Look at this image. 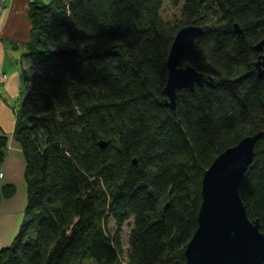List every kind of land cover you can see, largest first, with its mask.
Listing matches in <instances>:
<instances>
[{"label": "trees", "instance_id": "trees-1", "mask_svg": "<svg viewBox=\"0 0 264 264\" xmlns=\"http://www.w3.org/2000/svg\"><path fill=\"white\" fill-rule=\"evenodd\" d=\"M170 2L174 19L162 16L164 0L29 3L32 74L14 130L25 218L0 264H184L203 173L258 132L239 195L264 232V74L255 68L264 46L254 49L264 0ZM190 24L202 32L183 65L213 84L178 91L172 110L163 104L167 57ZM7 143L0 134V168ZM15 192L0 185V202Z\"/></svg>", "mask_w": 264, "mask_h": 264}, {"label": "water", "instance_id": "water-1", "mask_svg": "<svg viewBox=\"0 0 264 264\" xmlns=\"http://www.w3.org/2000/svg\"><path fill=\"white\" fill-rule=\"evenodd\" d=\"M236 32L240 33L237 24ZM202 27L190 24L180 28L174 36L167 57L168 76L164 87L163 104L175 108L177 92L193 90L204 83L213 84L194 67L183 65L186 52L193 48ZM264 38L255 45L261 52ZM259 75L264 74V54L255 62ZM262 132L242 138L236 145L225 149L203 173L201 204L197 228L187 243L184 264H262L264 262V232L258 219L251 221L240 195V181L254 158L255 144ZM104 148L106 142L101 140ZM136 164V161H133ZM174 264H181L175 262Z\"/></svg>", "mask_w": 264, "mask_h": 264}, {"label": "crops", "instance_id": "crops-1", "mask_svg": "<svg viewBox=\"0 0 264 264\" xmlns=\"http://www.w3.org/2000/svg\"><path fill=\"white\" fill-rule=\"evenodd\" d=\"M0 8V134L8 137L5 160L0 168L2 186L25 184V160L14 139V130L19 103L26 94V77L32 74L25 56L32 26L27 0H0ZM25 205L26 199L23 195L17 198L16 192L1 200L0 248L17 233L25 218Z\"/></svg>", "mask_w": 264, "mask_h": 264}, {"label": "rangeland", "instance_id": "rangeland-1", "mask_svg": "<svg viewBox=\"0 0 264 264\" xmlns=\"http://www.w3.org/2000/svg\"><path fill=\"white\" fill-rule=\"evenodd\" d=\"M52 0H43V2L45 3H49L51 2ZM178 8H175L170 0H164V3H163V8H162V16L166 19H174L175 16H177L176 12H177ZM15 188H16V194H17V198H20V195H23V197L26 199V183L25 184H17V185H14ZM23 191V192H22ZM22 197V196H21ZM111 225V228H114V224L111 222L110 223ZM129 226L125 225L123 226V229H122V239H123V246H124V249L127 247V235L129 233ZM89 264V263H88Z\"/></svg>", "mask_w": 264, "mask_h": 264}, {"label": "built area", "instance_id": "built-area-1", "mask_svg": "<svg viewBox=\"0 0 264 264\" xmlns=\"http://www.w3.org/2000/svg\"><path fill=\"white\" fill-rule=\"evenodd\" d=\"M28 1V3H33V2H35V1H37V0H27ZM0 10H1V8H0ZM2 78H5L4 76H2ZM2 176V174L0 173V177Z\"/></svg>", "mask_w": 264, "mask_h": 264}, {"label": "bare ground", "instance_id": "bare-ground-1", "mask_svg": "<svg viewBox=\"0 0 264 264\" xmlns=\"http://www.w3.org/2000/svg\"><path fill=\"white\" fill-rule=\"evenodd\" d=\"M43 1V0H42Z\"/></svg>", "mask_w": 264, "mask_h": 264}]
</instances>
